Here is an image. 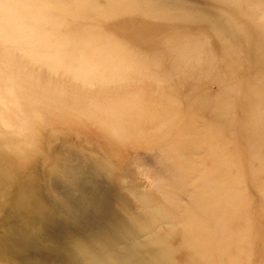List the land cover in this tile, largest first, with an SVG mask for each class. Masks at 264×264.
<instances>
[{
  "label": "rangeland",
  "instance_id": "1",
  "mask_svg": "<svg viewBox=\"0 0 264 264\" xmlns=\"http://www.w3.org/2000/svg\"><path fill=\"white\" fill-rule=\"evenodd\" d=\"M116 261L264 264V0H0V264Z\"/></svg>",
  "mask_w": 264,
  "mask_h": 264
},
{
  "label": "bare ground",
  "instance_id": "2",
  "mask_svg": "<svg viewBox=\"0 0 264 264\" xmlns=\"http://www.w3.org/2000/svg\"><path fill=\"white\" fill-rule=\"evenodd\" d=\"M131 221V220H130ZM118 227V226H117ZM126 227H127V225H126ZM114 230V229H113ZM128 230V229H127ZM70 238V237H69ZM97 240V239H96ZM109 241V240H108ZM96 243V242H95ZM77 244V243H76ZM79 244V243H78ZM76 246V245H75ZM121 247V246H120ZM130 247V246H129ZM100 248V247H99ZM76 249V248H75ZM78 250H80V249H78ZM78 250H76V251H78ZM84 252V251H83ZM76 253V252H75ZM110 254V253H109ZM74 256V255H73ZM83 256H84V254H83ZM78 257H81V255L80 256H78ZM92 257V256H91ZM90 257V258H91ZM76 259H77V257H75ZM75 258H74V260H75ZM83 258V257H82ZM127 258V257H126ZM73 259V258H72ZM79 260V259H78ZM72 262V261H71ZM118 261H116L115 263H117ZM91 264V263H90ZM92 264H93V262H92ZM118 264V263H117Z\"/></svg>",
  "mask_w": 264,
  "mask_h": 264
}]
</instances>
